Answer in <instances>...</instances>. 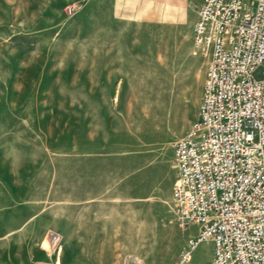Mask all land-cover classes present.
Returning <instances> with one entry per match:
<instances>
[{
    "label": "rangeland",
    "instance_id": "374dc122",
    "mask_svg": "<svg viewBox=\"0 0 264 264\" xmlns=\"http://www.w3.org/2000/svg\"><path fill=\"white\" fill-rule=\"evenodd\" d=\"M202 1L0 0V264H175Z\"/></svg>",
    "mask_w": 264,
    "mask_h": 264
},
{
    "label": "built area",
    "instance_id": "2783aa9c",
    "mask_svg": "<svg viewBox=\"0 0 264 264\" xmlns=\"http://www.w3.org/2000/svg\"><path fill=\"white\" fill-rule=\"evenodd\" d=\"M193 37L209 58L197 117L174 145L172 195L197 229L175 264L207 239L204 264H264V0H203Z\"/></svg>",
    "mask_w": 264,
    "mask_h": 264
},
{
    "label": "crops",
    "instance_id": "0c3cea01",
    "mask_svg": "<svg viewBox=\"0 0 264 264\" xmlns=\"http://www.w3.org/2000/svg\"><path fill=\"white\" fill-rule=\"evenodd\" d=\"M198 244H199V243H198ZM198 244H197V245H198ZM196 249H197V246H196V247L193 249V251H192L193 256H195V251H196ZM212 254H213V243H211V250H210V254L208 255V257L205 258V259H203V260H200L197 264H204V263H206V262L211 258Z\"/></svg>",
    "mask_w": 264,
    "mask_h": 264
}]
</instances>
